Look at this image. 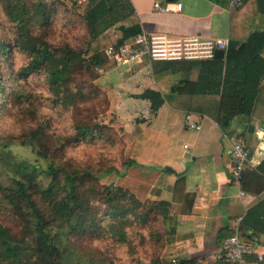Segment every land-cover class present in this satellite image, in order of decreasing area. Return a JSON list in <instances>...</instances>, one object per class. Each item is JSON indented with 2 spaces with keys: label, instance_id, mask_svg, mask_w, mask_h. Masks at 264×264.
I'll return each mask as SVG.
<instances>
[{
  "label": "trees",
  "instance_id": "1",
  "mask_svg": "<svg viewBox=\"0 0 264 264\" xmlns=\"http://www.w3.org/2000/svg\"><path fill=\"white\" fill-rule=\"evenodd\" d=\"M56 1L64 3V0ZM56 1L0 0L11 31L8 38L0 36V88L4 89L10 76L24 78L32 72H41L47 85V98L53 105L70 110L72 124L66 136H54L49 148V136L43 130L47 122L41 121V129L40 125L34 128L26 142L35 158L12 162L14 171L8 173L9 182L0 181V203L8 215L23 224L18 235L0 222V264H75L68 255L71 238L109 234L123 242L127 226L158 218L161 231L152 233L156 241L167 244L176 235L177 215L170 211V200L141 199L128 188L100 182L99 174L89 167L66 169L48 157L49 151L63 153L72 143L102 139L105 130L112 128L111 124L97 120L106 109L116 114L113 93L103 90L96 82L100 69L107 63L104 51L110 45L132 41L142 31L130 0H85L82 18L87 38L83 44L52 43L48 34L57 13ZM240 44L229 39L225 59L213 56L199 60L203 67L196 91L220 92L216 121L223 130L235 116L251 113L264 75V29L252 31L242 47ZM11 49L24 54L27 60L7 76L1 67L8 62ZM140 96L150 100L152 112L164 101L159 90L148 89ZM121 129L128 140L133 137L134 141L137 127L132 132ZM136 164L131 157L125 161V166ZM164 169L174 172L171 168ZM256 169L264 175V157ZM111 170L107 168L104 172ZM244 181L245 169L240 189L248 192ZM183 184V176H177L173 191L181 193ZM35 194L41 197V208ZM184 200L187 209L182 207V213L189 212L193 203L188 194H184ZM163 263L195 264L184 259Z\"/></svg>",
  "mask_w": 264,
  "mask_h": 264
},
{
  "label": "crops",
  "instance_id": "2",
  "mask_svg": "<svg viewBox=\"0 0 264 264\" xmlns=\"http://www.w3.org/2000/svg\"><path fill=\"white\" fill-rule=\"evenodd\" d=\"M155 1L168 3L171 10H155ZM130 2L146 33L227 37L244 44L252 31L264 29V0H243L233 10L228 7L230 0ZM175 3L182 4L180 10H174ZM199 60L148 62L143 58L125 66L107 58L97 81L114 94L115 111L125 131L138 128L134 137L136 166L149 169L154 176L148 197L170 200L177 215L175 239L165 245L168 256L195 264H219L222 239L235 232L240 218L239 238L247 242L257 238L247 264H264V175L256 169L264 157V75L251 113L235 116L223 130L216 121L220 92L196 91L203 67ZM148 89L162 92L164 101L155 112L150 100L140 96ZM186 116L198 122L199 128L188 127ZM239 134L249 149L244 166L248 192L230 179V149ZM177 176L184 179L181 193L173 191ZM184 194L193 198L186 213L181 212L182 207L187 209ZM256 252L263 258L258 259Z\"/></svg>",
  "mask_w": 264,
  "mask_h": 264
},
{
  "label": "rangeland",
  "instance_id": "3",
  "mask_svg": "<svg viewBox=\"0 0 264 264\" xmlns=\"http://www.w3.org/2000/svg\"><path fill=\"white\" fill-rule=\"evenodd\" d=\"M55 4L57 13L49 30V41H67L75 46L82 45L87 38L82 18L85 0H64V3L56 1ZM10 32L7 18L0 7V36L8 38ZM7 60L1 68L5 75L10 76L25 64L27 58L21 52L11 49ZM96 82L101 87L97 80ZM5 84L4 89L0 88V181L3 184L9 182L8 173L14 171L12 162L28 157L35 158V153L26 142L32 136L34 128L40 125L41 129V121L47 122V128L44 125L43 130L45 135L49 136V148H52L54 136H66L72 130L70 110L55 106L49 101L47 85L41 72H32L24 78L10 76ZM15 91L20 93L16 94ZM115 102L114 100V104ZM106 110L99 113L97 120L111 124L112 128L105 130L102 139L88 138L75 142L66 146L63 153L49 151L48 157L66 169L77 167L80 170L89 167L92 172L99 174L100 182L120 185L138 196L141 193V199H148L147 190L154 176L151 177L147 168L125 166L127 159L135 157L136 144L132 141L133 137L129 140L125 137L121 127L124 131L125 128L118 114L111 113L110 109ZM107 168L112 170L104 172ZM35 196L41 208V197L37 194ZM170 211L173 213L172 209ZM0 222L20 235L22 221L8 215L2 203ZM158 231H161L159 218L145 224L127 226V237L123 242L116 241L109 234L93 238L73 237L69 241L68 255L75 264H164L163 262L168 261L177 263L178 258H171L166 253V244L153 238L152 233Z\"/></svg>",
  "mask_w": 264,
  "mask_h": 264
},
{
  "label": "built area",
  "instance_id": "4",
  "mask_svg": "<svg viewBox=\"0 0 264 264\" xmlns=\"http://www.w3.org/2000/svg\"><path fill=\"white\" fill-rule=\"evenodd\" d=\"M243 0H230L228 7L233 10L241 6ZM181 3H175L174 10H180ZM153 8L157 11H169L168 3L155 1ZM229 44L227 37H202L171 36L165 33H146L144 31L136 34L132 41L119 46H108L105 49L107 58L117 65L132 66L135 62L145 58L148 62L155 60H182V59H208L214 56L216 49H221L226 54ZM185 124L190 128H199L198 122L186 116ZM232 168L230 179L239 184L245 164L249 160V149L245 145L243 136L239 134L230 149ZM242 191V190H241ZM236 221L235 232L222 239L221 248L217 259L226 264H247V255L255 252L257 238L254 236L251 242L239 238L238 224ZM257 258L262 259V254L256 252Z\"/></svg>",
  "mask_w": 264,
  "mask_h": 264
},
{
  "label": "water",
  "instance_id": "5",
  "mask_svg": "<svg viewBox=\"0 0 264 264\" xmlns=\"http://www.w3.org/2000/svg\"><path fill=\"white\" fill-rule=\"evenodd\" d=\"M243 43L240 44V46H242ZM214 56L217 58H224V52L221 49H216L214 51Z\"/></svg>",
  "mask_w": 264,
  "mask_h": 264
}]
</instances>
